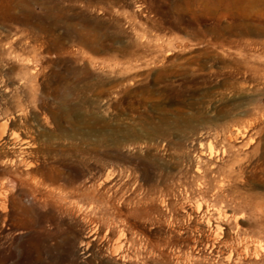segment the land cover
Listing matches in <instances>:
<instances>
[{"label": "rangeland", "instance_id": "1", "mask_svg": "<svg viewBox=\"0 0 264 264\" xmlns=\"http://www.w3.org/2000/svg\"><path fill=\"white\" fill-rule=\"evenodd\" d=\"M11 115L0 264H264V0H0Z\"/></svg>", "mask_w": 264, "mask_h": 264}, {"label": "bare ground", "instance_id": "2", "mask_svg": "<svg viewBox=\"0 0 264 264\" xmlns=\"http://www.w3.org/2000/svg\"><path fill=\"white\" fill-rule=\"evenodd\" d=\"M252 1V0H250ZM247 15V14H246ZM87 27V26H86ZM96 30V29H95ZM92 35L97 38L99 37L98 35H100L99 33L97 34L96 31H93L92 30ZM102 35V34H101ZM104 38V37H103ZM249 64V63H248ZM250 65V64H249ZM165 76V75H164ZM167 77V76H166ZM94 79V78H93ZM87 80V79H86ZM227 80V79H226ZM229 80V79H228ZM84 81V80H83ZM121 81V80H120ZM89 82V81H88ZM79 83V82H77ZM221 84V83H219ZM100 85V84H99ZM78 86V85H77ZM87 88V87H86ZM203 88V87H202ZM83 89V88H82ZM91 89V87H90ZM88 90V89H87ZM229 90V89H228ZM94 94V93H93ZM83 97V96H82ZM21 102V101H20ZM85 102V101H84ZM11 103V102H10ZM22 103V102H21ZM65 105V104H64ZM71 105V104H70ZM76 106V105H75ZM133 106V105H132ZM19 107L20 109L17 110V113L20 114L22 111V108H21V104H19ZM131 108V106H130ZM66 109V108H65ZM82 109V108H81ZM69 110V109H68ZM67 110V111H68ZM75 110V109H74ZM53 111V110H52ZM71 111V110H70ZM79 111V110H78ZM64 112V111H63ZM76 113V112H75ZM80 113V111H79ZM82 114V113H81ZM123 114V113H122ZM224 115V114H223ZM12 116V115H11ZM10 116V117H11ZM87 116V115H86ZM99 116V115H97ZM67 117H70V116H67ZM75 117V116H74ZM76 117H79V116H76ZM75 117V118H76ZM15 117H11V118H8L6 117L8 123L5 122V125L3 127V131L1 132L0 134V144L1 145H9L11 147H17V149L19 148L20 152L23 154V155H27L28 153H30L31 151V148L32 147V140L30 138V136L28 134H22L20 133L19 131H17V128L16 127V123H15V120H14ZM84 118V117H83ZM139 118V117H138ZM69 119V118H68ZM75 120V119H74ZM103 121V119L101 120ZM4 122V121H3ZM82 123V122H81ZM90 123V122H89ZM94 123V122H93ZM10 124V125H9ZM79 125V124H78ZM89 125V124H88ZM106 125V124H105ZM93 127V126H92ZM110 127V126H109ZM90 128V127H89ZM79 129V127H78ZM113 129V128H112ZM76 130V129H75ZM92 130V129H91ZM99 130V129H98ZM117 130V129H116ZM26 133V132H25ZM85 133V132H84ZM238 131H236V134L235 136L238 135ZM79 134V133H78ZM107 134V133H106ZM101 137V136H100ZM100 140V139H99ZM35 146V145H34ZM15 150V149H14ZM18 152V151H17ZM102 156V155H101ZM25 158V156H24ZM23 164L26 166V168H29V163L26 161V159H24L23 161ZM24 171V170H23ZM28 171V170H27ZM31 174V172L29 171L28 174ZM29 174V175H30ZM26 175V174H25ZM32 179V178H31ZM8 182L13 186V187H16L17 185V177L13 174H10L8 175ZM3 183V182H2ZM2 187V186H0ZM6 192L5 190H0V198L2 199L1 202H0V207L6 209L7 208V203H6ZM43 196V195H42ZM42 199V198H41ZM1 208V210H2ZM182 210L184 211V213L186 214H193V209L192 208H189L187 206H183L182 207ZM199 227H209L211 231H213L215 234L218 233L220 231V226L218 225V223H215L214 225H211L210 224H207V223H199L198 224ZM88 240V237H84L83 241H87ZM84 243V242H83ZM82 243V244H83ZM130 243V242H129ZM85 245V244H84ZM129 245V244H128ZM81 246V245H80ZM86 246V245H85ZM197 244L196 243H193L192 244V247L193 249H197ZM84 247V246H83ZM88 248V247H87ZM87 248H82L84 251L87 250ZM89 249V248H88Z\"/></svg>", "mask_w": 264, "mask_h": 264}]
</instances>
